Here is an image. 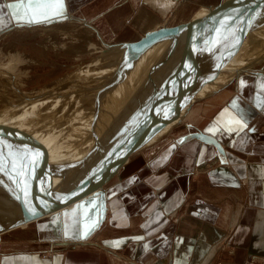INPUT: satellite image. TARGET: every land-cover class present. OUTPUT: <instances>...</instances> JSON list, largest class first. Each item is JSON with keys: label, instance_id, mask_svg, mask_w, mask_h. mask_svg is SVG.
I'll return each instance as SVG.
<instances>
[{"label": "crops", "instance_id": "crops-1", "mask_svg": "<svg viewBox=\"0 0 264 264\" xmlns=\"http://www.w3.org/2000/svg\"><path fill=\"white\" fill-rule=\"evenodd\" d=\"M16 2L0 0V31L74 20L101 35L94 25L126 8V14L116 17L117 28L132 26L142 36L158 28L172 8L194 3L63 0L62 16L29 24L15 18L10 6ZM198 4L208 7L203 0ZM253 72L232 83L231 93L225 89L207 99L194 132L172 138L140 166L141 160L127 163L106 184L103 202L96 197L91 230L68 231L62 223L44 235L43 244L22 251H14L15 240L9 251L1 242L0 264H205L214 255L220 264H264V67L257 75ZM193 107L185 118L193 117ZM194 133L212 139L219 149L189 139ZM133 165L138 167L122 176ZM115 243L119 246H110Z\"/></svg>", "mask_w": 264, "mask_h": 264}, {"label": "rangeland", "instance_id": "rangeland-1", "mask_svg": "<svg viewBox=\"0 0 264 264\" xmlns=\"http://www.w3.org/2000/svg\"><path fill=\"white\" fill-rule=\"evenodd\" d=\"M193 1L194 3L191 4L190 8L174 7L168 11L167 14L161 18V25H157V27H159L154 29V31L163 28H173L186 24L189 21H193L196 24L190 28L181 30L174 38H163L152 45H147L141 54L148 55V58H164V60L166 59V61L169 62V65L171 63L176 64L177 62L179 67H183L182 64L186 62V57L191 59L194 54L197 55L196 52H199L200 49L203 48L206 41L209 43L208 48L211 49L216 39L223 35V37L217 41L216 44L218 45L214 47V49L219 52L227 53L230 50L235 51L252 44L249 40V35H264V12H260L261 16L258 18L254 15L260 22H247L248 25L245 26L239 25L235 29H225L221 31V33L218 31L219 33L217 32L215 35H206L208 31L206 24L209 19L206 14L209 9L214 8L224 0H220V2L217 0L218 3H215V5H213V1L215 0H203L206 6H208L206 8H200L198 4L200 0ZM261 1L263 0H246L242 5L248 8ZM262 6H264V4ZM238 8V6L233 7L235 10H238ZM233 9L229 10V13L233 11ZM126 11H128L126 8L118 9V11L113 14H106L103 22L96 23L94 26L99 28L101 35H98L90 25L81 22L76 23L74 20H61L45 25L10 26L0 31V127H4V129L0 131V153H2V155H0V160L4 161L7 165L6 170L0 173V182L3 181L2 177L5 175H15L19 173L21 163L28 162L25 156L31 155L37 146L42 148H40L41 150L39 153L34 151L33 154L34 156L36 154L40 155L37 158L38 160L42 159V157L44 158L40 163H42L41 168L46 169V159L52 155L49 149L51 147L46 148V145L57 144L58 142L64 145H62V147H66L68 144H73L74 141L76 142L75 139L79 134L88 133L92 127L98 125L100 121L105 119L106 115H103V113L108 110V105L109 108L113 106V115L115 116L112 127L115 125L116 128L121 127L117 132V137H125L124 140L135 138L132 131L135 130L134 133L137 134L139 130L141 131L144 128V124L152 119L153 116H149L147 121L145 119L139 120L145 118L144 116L147 115V112L152 113L154 111V108L147 110L148 106H158L159 111H154L152 115H158L157 117L160 116V119L161 117H167V115H164L165 113L163 110L165 109L161 108L165 103L163 100L165 99L168 101L171 98L172 92L176 91L171 86L172 84H169V82H171V77L173 78L172 74L167 71H162L161 74H158V66L152 69L151 72L141 70L144 73H140V69L143 67L138 65L135 59L120 55L121 48H124V46H121L122 44L135 42L143 37L140 31L132 26L117 28L115 24L116 17L120 18L126 14ZM1 14L4 15L3 12ZM259 23H261V25ZM219 24L218 21L215 23L212 32H215ZM232 35L241 37L240 39H238V37L236 40H233ZM127 39L134 40L126 42L125 40ZM108 49H112L113 52ZM190 59L188 61H190ZM153 65L155 66V64L151 66ZM258 65L253 70L254 72L252 74L257 75L261 73V69L264 67V61ZM145 67L146 66H144V68ZM165 86L167 87L166 89H160ZM233 88L234 85L230 83L226 90H224L227 93H231ZM111 90L113 94L109 95ZM27 94L29 95L28 98ZM19 96L23 97L19 100L21 103L17 100ZM92 96H94L93 101L91 100L93 98ZM45 100L48 101L45 102ZM208 102L209 100L206 99L194 103L193 109H196V112L193 117L190 118L189 115L186 118L185 116H181V120L177 125L172 129H170L171 126L168 127L167 129L170 130L165 131L161 136L160 131L157 137L155 135L154 143L147 146L146 149L137 156L133 155L128 159L129 161L127 163L131 160H141L138 165L140 166L154 150H157V148L164 145L172 138L178 139L189 131L194 132L196 127L193 123H197L204 118L203 107ZM166 104H169V102ZM166 104L164 107H166ZM45 105L47 108L44 110L43 106L45 107ZM48 105L53 108H50ZM39 106L40 108H38ZM36 108H38V110ZM42 116L44 117L42 118ZM26 117H28V119ZM45 118L48 121H46ZM52 118L56 119L54 123ZM8 123L14 127L15 124H18L15 128L16 130L12 126L10 127ZM47 124H50V127ZM67 124L69 125L67 126ZM124 124H127V126L125 127ZM131 125L139 126V129L137 127L135 128V126L131 128ZM19 126H22L21 129H19ZM128 128L132 133L129 131L127 133L126 130ZM111 129L112 131L115 130L114 127ZM12 131L14 133L17 131V133L14 134ZM19 131H21V133ZM33 132H35V134ZM11 135L16 139L14 142H21L24 148V150L21 151L22 155L19 156L18 153L12 160L9 156L11 153L10 150L18 148V146L15 147L13 139L12 142H8L7 138ZM22 135L26 136L23 137ZM128 135L129 137L127 138ZM38 138H40V140ZM41 138H43L42 141ZM24 142H26L25 145L23 144ZM110 147L113 148V145ZM43 149H45V151H43ZM93 152L94 151L91 153L89 152V155L91 156ZM12 163L16 164V168L18 169L16 172L11 171L13 169ZM138 166L133 165L132 169L127 170L126 173L124 172L122 176L133 171ZM27 167L30 166L27 165ZM38 167L40 168V166ZM195 170L197 171V169ZM39 173L40 171L36 172V174ZM77 175L79 174L64 177L55 183L45 184L42 186L41 191L44 190V188H48L50 185V191L65 192L71 186L68 182L76 178ZM34 180L35 177L32 179L29 178L28 181L34 182ZM10 185L11 192H13L12 194L22 186L16 183H11ZM105 188L106 186L104 189ZM2 195L0 194V198ZM10 197H13V195H9V198ZM21 199L22 196L18 198V200ZM96 202V195L91 196L79 204L77 203L72 207L68 206V208L71 209L67 211H64V209L63 213L60 210L56 212V214H50L41 220L21 224L15 228L2 231L0 232V244L2 242L5 246L4 251L13 250L11 249V245H14L15 240V245H17V247L14 251L27 250V248H29L28 246L31 244H43V242H45L44 235H49L51 230H59L62 223L63 225L66 223L68 231H74L76 228L82 231L91 230L94 223H96L95 212L91 214V209L96 205ZM13 213L14 214H11L12 216L17 214V211ZM11 215L9 217H12ZM53 231L51 232L53 233ZM31 238L37 241L33 242L30 240ZM99 245L100 247H105L102 243ZM216 248L215 251L222 250L223 246L221 245ZM227 253L231 255V249H228ZM214 256L210 257L205 264H220L216 261Z\"/></svg>", "mask_w": 264, "mask_h": 264}, {"label": "bare ground", "instance_id": "bare-ground-1", "mask_svg": "<svg viewBox=\"0 0 264 264\" xmlns=\"http://www.w3.org/2000/svg\"><path fill=\"white\" fill-rule=\"evenodd\" d=\"M246 2V0H243ZM248 1V0H247ZM235 7V6H233ZM233 7H229L227 9H223L222 11H220L219 13H216L213 17H210L207 20V24H206V28L208 30H214V26L215 23L218 21V19L230 14L229 10L233 9ZM263 15V14H262ZM261 16V14H258V17ZM264 16V15H263ZM257 17V18H258ZM257 18L252 15L249 18L243 20L241 22L240 25H248V23H253L254 21L258 22L259 20H257ZM248 22V23H247ZM260 22V21H259ZM261 25V23H259ZM220 25V24H219ZM218 25V26H219ZM249 27V26H248ZM210 28V29H209ZM264 28V27H263ZM222 30V29H221ZM221 30L220 33H221ZM219 33V32H218ZM221 35V34H220ZM221 37V36H220ZM250 37V41L252 42V44H250L249 46L243 47L241 49H237L235 51H228L227 53L225 52H219L218 50L214 49V45H216L217 41L216 40L214 42V45L211 49H209L208 54H207V65H206V75H205V80L204 83L202 85V87L199 89V91L196 93V95L193 98V103L191 105H189L186 109L183 110L182 112V116H185L186 113L189 111V109L191 107H193V104L201 101V100H206L209 97H212L214 95H216L217 93L221 92L222 90L226 89L228 87V85L231 83H234L237 81V79L245 74V73H250L251 71L253 72V70L256 68V66L258 64H260L261 62L264 61V35H249ZM245 38V37H244ZM157 41H151L152 45L153 43H155ZM147 47V46H146ZM145 46L142 47L141 51H136V52H126L125 47L121 48L120 51V55H124V56H128L130 58L135 59L136 62H138V65L142 66L143 68H139L140 69V73H144L142 72L143 70L145 71H149L151 72L152 69H155L156 66H158V74H161L162 71H167L168 73L172 74L173 78L171 77V82H169V84L175 89L177 90L179 87V84H182L183 82H187L186 76L184 78H182L183 72L185 71V69L187 67H190V63L193 62V59L195 58V54L193 55V57L190 59L189 57H186V62H184L182 64L183 67H179L176 64L171 63L169 65V62L166 61V59L164 60V58H148L146 54H141L142 51L145 50L146 48ZM109 51H112V49H108ZM198 52V51H197ZM196 52V54H197ZM109 56V55H108ZM18 57V56H17ZM117 59V58H116ZM180 59V58H179ZM190 59V61H188ZM123 62V61H122ZM152 64H155V66H151ZM166 64V65H165ZM179 64V63H178ZM144 66H146L144 68ZM150 66V67H148ZM259 66V65H258ZM214 67V68H213ZM148 68V69H147ZM185 68V69H184ZM142 70V71H141ZM189 70V69H188ZM184 73H187L184 72ZM182 80V81H181ZM10 82V81H9ZM8 84V83H7ZM4 85V84H3ZM6 85V84H5ZM97 85V84H96ZM168 86V85H167ZM100 88V87H99ZM166 89L167 87H161L160 89ZM169 88V87H168ZM95 89V88H94ZM160 90V91H161ZM96 91V90H95ZM96 93V92H95ZM113 92L112 90L109 92V95H112ZM23 95V94H22ZM20 95V96H22ZM34 95V94H31ZM45 95V94H44ZM178 97H176V100L173 101L172 106L174 107L176 104L177 106H180V104L185 100V94L179 95V93H177ZM18 96V95H17ZM17 99L18 101L20 99H22L23 97H20ZM24 96V95H23ZM96 96V94H95ZM29 97V95L27 94V98ZM55 97V96H54ZM93 97V98H92ZM91 100L93 101L94 96H92ZM128 97V96H127ZM130 97V96H129ZM164 97V96H163ZM7 98L9 99V97L7 96ZM127 99V98H126ZM163 99V98H162ZM96 100V99H95ZM10 101V99H9ZM30 101V100H29ZM48 100H45V102H47ZM20 102V101H19ZM43 102V101H42ZM41 102V103H42ZM86 102V101H85ZM110 102V101H109ZM21 103V102H20ZM19 104V103H17ZM50 104V103H49ZM91 104V103H90ZM89 104V105H90ZM179 104V105H178ZM51 105V104H50ZM50 105H48L50 108ZM80 105V103H79ZM78 105V106H79ZM107 105V104H106ZM158 105V104H157ZM82 106V105H81ZM156 106V105H155ZM148 106V109H153L154 111H159L158 110V106ZM36 107V106H35ZM42 107V106H41ZM107 107V106H106ZM113 107V106H112ZM109 108L108 105V110H106L103 115H106L105 119H103L102 121H100V123H98V125L92 127L88 133H82L79 134L78 137H76V142L74 141L73 144H68V146L66 147H62L63 144L58 143L57 144H52V145H46V148L50 149V152L52 153V155H50L49 158H47V167L46 169L41 168L42 167V163L41 160H44V158L42 157V159L36 161L33 164L29 163V157H34L33 152L36 151L37 153L40 152V148L42 147H38L31 153V155L29 154V156H25L26 160L28 161L27 163H23L24 165H28L30 167L25 168L24 170V175L21 176L18 173H16L15 175H11L8 174L3 176L2 179L3 181L0 182V194L2 195V197L0 198V222L2 223L5 218H8L11 214H14L13 212H16L14 210V206L16 205L15 203L18 200V198H20L22 196V199H27L32 195L35 194H39V193H43L44 191H48V189L51 187L49 185L48 188H44V190L41 191V188L43 185L48 184V183H55L57 182L59 179H62L64 177L67 176H73L76 174H80L84 171H88L90 168L99 165L103 160L109 158L110 156H113L115 153V151H118L122 148H124L125 145L129 144L130 142H132V139H126L124 140L125 137L119 136L117 137V132L119 130V128L121 129V127H117L116 125L113 126L115 130L112 131L111 128L112 124L114 123V119L115 116L113 115V109ZM136 107V106H135ZM169 107V106H168ZM167 107V108H168ZM175 107V108H176ZM31 108V107H30ZM40 108V106L38 107ZM38 108H36L38 110ZM44 110L46 107L43 106ZM74 108V107H71ZM70 108V109H71ZM90 108V107H89ZM79 109V107H78ZM82 109V108H80ZM88 109V108H87ZM41 110V109H40ZM72 110V109H71ZM77 110V109H75ZM126 110V109H125ZM145 110V109H144ZM10 111V110H8ZM43 111V110H41ZM49 111V109H48ZM153 111V112H154ZM34 112V111H32ZM76 112V111H75ZM152 112V113H153ZM42 113V112H39ZM152 113L147 112L144 116L145 118L139 119V120H146L148 119L149 116H153L157 117L158 115H152ZM156 113V112H155ZM164 115H166L167 113H171L170 116L173 114L172 111V107L168 108V110L164 111ZM167 114V115H168ZM41 115V114H40ZM44 115V114H43ZM45 116V115H44ZM42 116V118L44 117ZM39 117V116H38ZM28 119V117H26ZM50 118V117H48ZM138 118V117H137ZM41 119V118H39ZM135 119V118H134ZM133 119V120H134ZM38 120V119H37ZM46 120V118H45ZM56 119L52 118L53 123L55 122ZM81 120V119H80ZM138 120V119H137ZM138 120V121H139ZM158 120H160V118L158 117ZM181 120V119H180ZM26 121V120H25ZM40 121V120H38ZM48 121V120H46ZM64 121V120H63ZM79 121V120H78ZM16 122V121H15ZM73 122V121H72ZM77 122V121H76ZM129 122V121H128ZM137 122V121H136ZM135 123V122H134ZM157 123V121H156ZM35 124V123H33ZM77 124L79 125V123L77 122ZM133 124V123H132ZM136 124V123H135ZM8 125L11 127H13L14 129L16 128V126H18V124H15V127L13 125H10L8 123ZM20 125V124H19ZM22 125V124H21ZM26 125V124H25ZM41 125V123H40ZM39 125V126H40ZM50 127V124H47ZM66 125V124H65ZM69 124H67L68 126ZM118 125V124H117ZM125 125V124H124ZM129 125V124H128ZM138 125V124H137ZM23 126V125H22ZM21 126V127H22ZM28 126V125H27ZM42 126V125H41ZM81 126V125H80ZM127 126V124L125 125V127ZM133 128L135 125H131ZM6 127V126H5ZM21 127L19 126V129H21ZM70 127V126H69ZM137 126H135L136 128ZM139 127V126H138ZM137 127V128H138ZM12 128V129H13ZM25 128V127H24ZM44 128V126H43ZM79 128V127H78ZM77 128V129H78ZM130 128V126H129ZM127 129V133L128 131H130V129ZM168 127H165L161 130V134L160 136L165 132V131H169L170 129H167ZM4 127H0V131L3 130ZM18 129V128H17ZM18 129V130H19ZM36 129V127H35ZM46 129V128H45ZM139 129V128H138ZM137 129V130H138ZM167 129V130H166ZM172 129V128H171ZM16 130V129H15ZM14 130V131H15ZM25 130V129H22ZM21 130V131H22ZM28 130V129H27ZM48 130V129H47ZM132 130V129H131ZM136 130V131H137ZM21 131H19L21 133ZM26 131V130H25ZM36 131V130H33ZM45 131V130H43ZM80 131V130H79ZM140 131V130H139ZM13 132V131H12ZM38 132V131H36ZM133 132V131H132ZM131 132V133H132ZM135 132V130H134ZM160 132V131H159ZM14 133V132H13ZM17 133V131H16ZM14 133V134H16ZM35 134V132H33ZM49 133V132H48ZM37 134V133H36ZM44 135V134H43ZM52 135V134H51ZM60 135V134H59ZM158 133L156 134L157 137ZM23 136V135H22ZM26 136V135H25ZM23 136V137H25ZM31 136V135H30ZM20 137V135H19ZM28 137V136H27ZM45 137V136H43ZM75 137V136H74ZM129 137V135L127 136V138ZM17 138V137H16ZM50 138V137H49ZM8 142H12L13 139V143L14 139L11 136H9L8 138ZM19 139V138H18ZM24 139V138H23ZM27 139V138H26ZM40 140V138H38ZM43 138H41L42 141ZM62 139V138H61ZM60 139V140H61ZM74 139V138H73ZM117 139V140H116ZM155 136L153 138H151L150 142L147 144V146H149L150 144L154 143ZM36 140V139H35ZM59 140V141H60ZM38 141V140H36ZM40 141V142H41ZM69 141V140H68ZM23 142V141H22ZM27 142V141H26ZM24 142L23 144L25 145ZM39 143V142H38ZM63 143V142H62ZM30 144V143H27ZM60 144V145H59ZM31 145V144H30ZM113 145V148H111L110 146ZM2 146V145H1ZM18 146V148H15L13 150H10L11 153L9 154L10 159H14L16 157V155L19 153V156L22 155L21 151L24 150L23 145L20 143H15V147ZM27 146V145H26ZM35 146V145H34ZM64 146V145H63ZM145 146V147H147ZM3 147V146H2ZM22 147V148H21ZM62 147V148H61ZM27 148V147H26ZM32 148V147H31ZM29 150V148H28ZM31 150V149H30ZM91 150V151H90ZM27 151V149H26ZM43 151H45V149H43ZM92 151L93 154L90 156L89 152L91 153ZM114 153V154H113ZM33 154V155H32ZM40 155H38L39 157ZM88 156V157H87ZM111 158V157H110ZM40 166V168L38 167ZM37 167V168H36ZM16 169H12L11 171L16 172ZM40 171L39 174H36V172ZM46 171V172H45ZM48 174V175H47ZM47 175V177H46ZM11 177V179L9 178ZM35 177L34 182H30L28 181L29 178L32 179ZM47 180H46V178ZM39 179V180H37ZM20 180V181H19ZM37 180V181H36ZM42 180V182H41ZM46 180V181H45ZM11 183H16L17 185H22L19 190H17L14 194H12L13 192H11ZM34 183V184H32ZM28 184H32V185H28ZM54 186V185H53ZM13 191V190H12ZM9 195H13V197L9 198ZM12 216V215H11Z\"/></svg>", "mask_w": 264, "mask_h": 264}, {"label": "water", "instance_id": "water-1", "mask_svg": "<svg viewBox=\"0 0 264 264\" xmlns=\"http://www.w3.org/2000/svg\"><path fill=\"white\" fill-rule=\"evenodd\" d=\"M242 4L243 0H224L214 8L209 9L206 15H208L207 17L210 18L223 9L233 6L239 7L238 10L233 9L230 14L218 19L220 25L215 29V32H212L211 29L210 31H207L206 35H215L220 29H222L221 31L225 29H235L241 24L243 20L249 18L252 15L258 17L260 12H264V6H262L264 4V0L260 3L251 5V7L248 8L243 7ZM194 24L196 23L189 21L186 24L173 28H163L160 30L151 31L150 33L144 34L143 37L135 42L124 43L120 45L125 47L126 52H138L141 51L138 49L151 44V41H159L167 37L174 38L177 36L178 32L183 29L190 28ZM222 37L223 35L216 40ZM238 37V35H232L233 40H236ZM240 37L238 39H240ZM208 45L209 43L206 41L203 45V48L197 52L193 62L190 63V67H187L185 71H183L182 78L186 76L185 80H187V82L179 84L178 89L175 92H172L171 98L168 101L165 99L163 100V102L165 101L163 107L167 102H169V104H166V107H162L161 109H165L163 111H166L168 108L172 107V116H170V114L167 115V113V117H161L160 120H158V117H155L154 119L152 118L144 124V128L137 134H135L133 131L135 138L132 140V142L125 145L124 148L115 151V154L113 153L114 155L110 156L111 158L109 157L103 160L99 165H96L90 168L88 171H84L77 175L76 178L68 182V184L71 186L65 192H55L48 189V191H44L43 193L35 194L27 199L17 201L15 203L16 205L14 206V210L17 211V214L12 217L5 218L2 223L0 222V232L15 228L21 224H27L41 220L45 216L56 214V212L60 210L62 211L66 207L68 208V206L72 207L91 196L96 195L98 200L101 202L104 187L116 177L117 173L127 164L128 159H130L133 155L137 156L143 150H145V146H147L151 138H153L163 128L170 126L173 128L175 125H177V123L180 121L183 110L193 103L194 96L202 87L205 80V75L207 72L206 57L210 49L208 48ZM217 45L218 44L214 45V47H217ZM186 71L187 73H184ZM176 92H178L179 95L185 94L186 98L180 104V106L176 107V104L173 107L172 103L174 100H176V97H178ZM189 139H196L202 143H209L216 147V149H219V146L215 141L206 138L200 133L189 135ZM29 209H32L33 211L30 212Z\"/></svg>", "mask_w": 264, "mask_h": 264}, {"label": "snow or ice", "instance_id": "snow-or-ice-1", "mask_svg": "<svg viewBox=\"0 0 264 264\" xmlns=\"http://www.w3.org/2000/svg\"><path fill=\"white\" fill-rule=\"evenodd\" d=\"M15 10V18L18 22L25 23H40L46 22L52 18H59L63 15V0H17V2L11 5ZM239 123V122H237ZM2 155V153H0ZM39 154H36L34 157H29V163L33 164L36 162ZM27 165L21 163L19 175L23 176L24 169ZM7 168V165L4 161L0 160V173L4 172ZM12 168H16V164L12 163ZM11 179V177H9ZM29 211H33L29 209ZM95 226V223L93 227ZM110 246L118 247L119 244L115 243Z\"/></svg>", "mask_w": 264, "mask_h": 264}]
</instances>
